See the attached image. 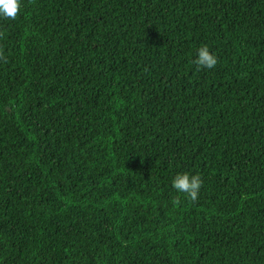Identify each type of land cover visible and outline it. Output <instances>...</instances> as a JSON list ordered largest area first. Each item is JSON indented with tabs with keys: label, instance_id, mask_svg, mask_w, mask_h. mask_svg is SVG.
<instances>
[{
	"label": "trees",
	"instance_id": "1",
	"mask_svg": "<svg viewBox=\"0 0 264 264\" xmlns=\"http://www.w3.org/2000/svg\"><path fill=\"white\" fill-rule=\"evenodd\" d=\"M0 33V264H264V0H21Z\"/></svg>",
	"mask_w": 264,
	"mask_h": 264
},
{
	"label": "clouds",
	"instance_id": "2",
	"mask_svg": "<svg viewBox=\"0 0 264 264\" xmlns=\"http://www.w3.org/2000/svg\"><path fill=\"white\" fill-rule=\"evenodd\" d=\"M21 0H0V17L7 20H15L20 13ZM3 35V33H0ZM0 59L7 62L6 57L3 56V51L0 50ZM197 69L214 68L218 59L213 54L209 47L205 44L197 50V56L194 61ZM172 186L180 193H184L191 201L198 200L199 190L202 186V179L198 174L190 175L188 172H182L175 175L172 180ZM175 202H179V199Z\"/></svg>",
	"mask_w": 264,
	"mask_h": 264
}]
</instances>
